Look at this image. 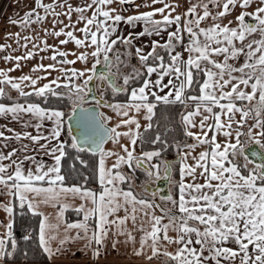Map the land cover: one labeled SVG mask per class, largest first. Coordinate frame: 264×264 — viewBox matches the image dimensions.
Wrapping results in <instances>:
<instances>
[{
  "label": "snow or ice",
  "instance_id": "1",
  "mask_svg": "<svg viewBox=\"0 0 264 264\" xmlns=\"http://www.w3.org/2000/svg\"><path fill=\"white\" fill-rule=\"evenodd\" d=\"M26 7L0 38V264H264V0Z\"/></svg>",
  "mask_w": 264,
  "mask_h": 264
},
{
  "label": "crops",
  "instance_id": "2",
  "mask_svg": "<svg viewBox=\"0 0 264 264\" xmlns=\"http://www.w3.org/2000/svg\"><path fill=\"white\" fill-rule=\"evenodd\" d=\"M28 2H29V0H24V3H23V4H21V5H17V4H16V0H8L6 6H5V8H4L3 14H2V16H0V38H2V37L5 35V31H6V30H7V31H11V32H15V31L18 30L15 26H10V25L8 24V19H7V18H8L9 16H13V17H15V13H16V12H20V13L22 14L24 11H26V10H27L26 5L28 4ZM61 38H63V37H61ZM0 42H3L2 39H0ZM54 42H55V41H53V40H49V43H54ZM67 47H68V48H72L73 45H72V44H69ZM70 58H71V57H70ZM35 62H36L35 60H33V61H29V62H28L29 67H30L32 64H34ZM45 63H48V61H45ZM4 66H5V65H4L3 61H0V67H4ZM9 66H10V65H9ZM76 67H81V65H80V64H77ZM24 71L27 72V71H28V68H27V67L24 68ZM12 75H16V76H18V75H20V72H14V73H12ZM104 111H107L109 115H112V113H111L109 110H104ZM0 122H3V121H0ZM141 123L143 124L144 121L142 120ZM242 139H243V138H242ZM257 146L260 148L259 145H257ZM107 147H111V144L109 143V145H107ZM199 150H200V149H197V151H199ZM263 150H264V149H263ZM256 162H259V161H256ZM109 163H110V162H109ZM177 178H178V177H177ZM141 181H143V180H138V181H137V184H139ZM93 187H94V186H93ZM49 211H50V209H49ZM4 216H5V214H4L2 211H0V219H3ZM101 264H103V261L101 262Z\"/></svg>",
  "mask_w": 264,
  "mask_h": 264
},
{
  "label": "trees",
  "instance_id": "3",
  "mask_svg": "<svg viewBox=\"0 0 264 264\" xmlns=\"http://www.w3.org/2000/svg\"><path fill=\"white\" fill-rule=\"evenodd\" d=\"M165 114H167V110L164 109L163 106L158 107V109H157V116L154 118V124H155L156 120H159L161 122V131L163 130V125H164L163 117H164ZM65 134L67 136V129L65 130ZM165 155H166V158L167 159H170L171 160V159L174 158V156H173L172 153H167ZM85 159H90V157L85 156ZM143 179H144V177H143V175H141L139 180H143ZM93 186L95 187V185H93Z\"/></svg>",
  "mask_w": 264,
  "mask_h": 264
},
{
  "label": "rangeland",
  "instance_id": "4",
  "mask_svg": "<svg viewBox=\"0 0 264 264\" xmlns=\"http://www.w3.org/2000/svg\"><path fill=\"white\" fill-rule=\"evenodd\" d=\"M8 0H0V16H2L3 14V11H4V8L7 4ZM133 63H136L135 60L132 61ZM65 137L67 138L66 134H65Z\"/></svg>",
  "mask_w": 264,
  "mask_h": 264
},
{
  "label": "water",
  "instance_id": "5",
  "mask_svg": "<svg viewBox=\"0 0 264 264\" xmlns=\"http://www.w3.org/2000/svg\"><path fill=\"white\" fill-rule=\"evenodd\" d=\"M98 67H100V66H98ZM249 147H252V145H249ZM255 147L257 148V149H259V147L257 146V145H255ZM261 151H264L263 149H260ZM170 160V159H169Z\"/></svg>",
  "mask_w": 264,
  "mask_h": 264
}]
</instances>
